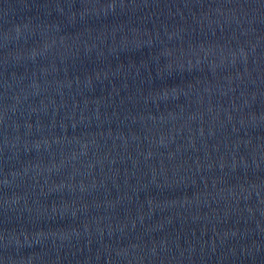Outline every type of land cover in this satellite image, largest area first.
Here are the masks:
<instances>
[{
  "label": "water",
  "instance_id": "95a60500",
  "mask_svg": "<svg viewBox=\"0 0 264 264\" xmlns=\"http://www.w3.org/2000/svg\"><path fill=\"white\" fill-rule=\"evenodd\" d=\"M0 264H264V0H0Z\"/></svg>",
  "mask_w": 264,
  "mask_h": 264
}]
</instances>
